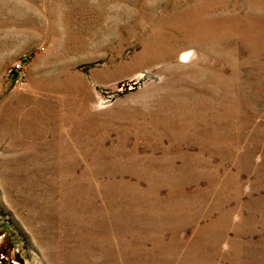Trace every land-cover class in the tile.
<instances>
[{"label": "rangeland", "instance_id": "374dc122", "mask_svg": "<svg viewBox=\"0 0 264 264\" xmlns=\"http://www.w3.org/2000/svg\"><path fill=\"white\" fill-rule=\"evenodd\" d=\"M123 254L264 264V0H0V264Z\"/></svg>", "mask_w": 264, "mask_h": 264}, {"label": "bare ground", "instance_id": "6f19581e", "mask_svg": "<svg viewBox=\"0 0 264 264\" xmlns=\"http://www.w3.org/2000/svg\"><path fill=\"white\" fill-rule=\"evenodd\" d=\"M187 54V53H186ZM191 56H192V53L191 54H187L186 55V57H185V59H190L191 58ZM15 115H18L19 117H21L22 119L21 120H25L26 118H28V117H30V114H25L22 110H20L19 108H9L6 112H5V116H6V118L8 119V120H10V122H14L15 120ZM58 150L60 151L59 152V154H61V153H63V152H65V149L63 148L62 149V147H58ZM71 159V158H70ZM70 161V160H69ZM97 160H96V158H92V159H90L89 160V165H88V167H89V171H90V174L91 175H93V176H96L97 175V172H98V170H97V168H95L96 167V165H97ZM73 164H71V166H72ZM70 166V167H71ZM75 168V166L73 165L72 167H71V169H70V173H73L72 171H73V169ZM100 172V171H99ZM101 173V172H100ZM102 175L104 176V178H106V188H111L112 186H113V184H114V181H113V179H112V175H114L113 173H109V172H105V173H102ZM110 184H112V185H110ZM106 196H107V192H106ZM109 198V202H107V207H106V209L104 210V212L105 213H109L110 211H112V212H115V209H114V205H113V203H112V200H111V198H110V196H108L107 197V199ZM126 213V212H125ZM182 221L184 222V221H187L185 218H182ZM203 228H205V230L203 229V231H206L207 233H208V236H209V232L210 231H212V228H213V225L210 223L208 226L206 225L205 227H203ZM211 240L208 238L207 239V242H210L211 243V245L212 246H214V247H216V246H219V243H220V241H221V238L220 237H216V236H214L213 235V233L211 232ZM209 240V241H208ZM121 241V240H120ZM124 243H123V245H124V248L125 247H127L129 244H130V241H128V242H125V241H123ZM130 258H129V255L128 254H123L122 256H121V259H120V261L122 262L121 264H131V263H129V260ZM171 259V257H168V260H170ZM83 260H85V257H83ZM137 262H138V260H136ZM162 261V260H161ZM137 262H135V263H132V264H136ZM167 263V261L165 262V260L163 261V264H166ZM139 264H146V262H144V261H142V263H139ZM158 264H160V262H158Z\"/></svg>", "mask_w": 264, "mask_h": 264}, {"label": "trees", "instance_id": "16d2710c", "mask_svg": "<svg viewBox=\"0 0 264 264\" xmlns=\"http://www.w3.org/2000/svg\"><path fill=\"white\" fill-rule=\"evenodd\" d=\"M11 75H12L13 78H16L17 77L16 72H12Z\"/></svg>", "mask_w": 264, "mask_h": 264}, {"label": "built area", "instance_id": "2783aa9c", "mask_svg": "<svg viewBox=\"0 0 264 264\" xmlns=\"http://www.w3.org/2000/svg\"><path fill=\"white\" fill-rule=\"evenodd\" d=\"M17 68H19L20 66L19 65H16Z\"/></svg>", "mask_w": 264, "mask_h": 264}]
</instances>
